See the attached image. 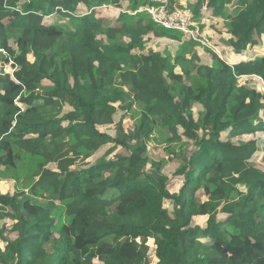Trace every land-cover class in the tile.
Wrapping results in <instances>:
<instances>
[{"label":"trees","instance_id":"1","mask_svg":"<svg viewBox=\"0 0 264 264\" xmlns=\"http://www.w3.org/2000/svg\"><path fill=\"white\" fill-rule=\"evenodd\" d=\"M150 4L0 0V264H152V244L154 264H264V91L244 81H264V0H169L237 62L135 12ZM150 35L176 48L141 51ZM158 127L194 145L177 190L148 158Z\"/></svg>","mask_w":264,"mask_h":264},{"label":"rangeland","instance_id":"2","mask_svg":"<svg viewBox=\"0 0 264 264\" xmlns=\"http://www.w3.org/2000/svg\"><path fill=\"white\" fill-rule=\"evenodd\" d=\"M84 12H85V9H83L82 13ZM118 12H120V10L110 7V8H104V9H97L96 15L100 17L102 20H104L106 23H114L118 15ZM50 19L58 21V22H62V23L67 22L66 18H61L60 16H54V18L52 17ZM201 31H205V32L208 31L206 33L210 35L211 41H205L204 39H202L204 44L206 43V45L202 43L200 44L204 47L205 46L208 47L211 52H214L218 56H221L222 58L226 59L228 62H231L232 60L236 61L240 58L247 57V54H244V53L235 54L232 50H230L226 46L224 40L222 39L221 34L219 33V30L215 28L213 25H211V21H210V24H207V25L204 23H200L199 31H198L199 37H200ZM154 47L160 50H163L165 47H167L171 51H173L176 48L175 44H173L172 42L165 40V39H159V38L154 37L153 35H150L144 38V41L141 43L140 50L146 52L149 48H154ZM254 49L255 51H252L253 53L252 55H255L256 53L258 55H261L262 53H264V47L261 45L256 46L252 50ZM200 52L201 54L206 53L203 51H200ZM203 57H204V60L208 59L207 55L205 54H203ZM244 81L248 86L257 89L258 86L256 84L257 82H259V80L255 78V76H247ZM20 89L21 88L16 89V94L20 91ZM139 107L140 106L138 104L135 105L134 110H132L131 112H129L122 118L123 127L125 131H127L128 134L134 129V127L139 122ZM201 110H202V106L200 104H194L192 111L195 116H197L198 112H200ZM115 123L112 124L107 129L103 128V130H107L109 132L113 131ZM158 129L159 131L153 134L152 139L150 140L149 148H148L149 149L148 158L161 160L162 162L161 171L162 173L166 174L169 177V182H170L169 187L171 186L172 190H177L179 187V183L181 181L178 177H174L172 173L174 172L176 167L183 162L182 161L183 158L188 156L189 153L193 150L194 145H192V143L189 140H186L184 137L178 142L169 141L168 139L169 135L167 134V132L163 128L160 129L158 127ZM242 137L245 138L244 136ZM246 137L251 139V138H254L255 136L248 135ZM262 141L264 142V135L262 136ZM260 150H261V153L256 158V163L258 166H261L262 168H264V143H262ZM118 153L125 154L126 150L123 148L122 149L118 148ZM147 166H149V164H147ZM0 190L3 192L8 191V185L7 183H5V181H3L2 184H0ZM204 219L205 217L203 216H194L192 220V224L196 223V224L202 225L204 223ZM0 244L2 245L1 242ZM153 248L154 247L152 244L151 251H150V260L152 264H154L156 261L154 254H153ZM94 264H101V263L95 260Z\"/></svg>","mask_w":264,"mask_h":264},{"label":"built area","instance_id":"3","mask_svg":"<svg viewBox=\"0 0 264 264\" xmlns=\"http://www.w3.org/2000/svg\"><path fill=\"white\" fill-rule=\"evenodd\" d=\"M153 4L140 6L135 12H146L150 19L167 29H174L190 36L193 40L204 44L203 40L199 37V24L188 8H174L169 9V0H151ZM120 11L122 9L118 8ZM134 13V12H133ZM210 24V18L204 17L202 22ZM206 45V43L204 44ZM259 80L257 82V89L264 91V81L261 77L255 76Z\"/></svg>","mask_w":264,"mask_h":264},{"label":"clouds","instance_id":"4","mask_svg":"<svg viewBox=\"0 0 264 264\" xmlns=\"http://www.w3.org/2000/svg\"><path fill=\"white\" fill-rule=\"evenodd\" d=\"M106 6H103L102 8H105ZM107 8H110V7H107ZM112 8V7H111ZM116 9H118V8H116ZM119 10V9H118ZM83 11V10H82ZM121 12V11H120ZM82 13V12H81ZM85 13V12H84ZM84 13H82V14H84ZM204 17H209V16H204ZM203 17V18H204Z\"/></svg>","mask_w":264,"mask_h":264},{"label":"crops","instance_id":"5","mask_svg":"<svg viewBox=\"0 0 264 264\" xmlns=\"http://www.w3.org/2000/svg\"><path fill=\"white\" fill-rule=\"evenodd\" d=\"M207 32H208V31H207ZM246 58H247V57H246ZM246 58H240V59H238V60H236V61L232 60L231 62H237V61H239V60L246 59Z\"/></svg>","mask_w":264,"mask_h":264}]
</instances>
